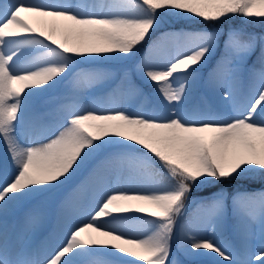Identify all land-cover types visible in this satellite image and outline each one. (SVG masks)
<instances>
[{
	"label": "snow or ice",
	"instance_id": "snow-or-ice-1",
	"mask_svg": "<svg viewBox=\"0 0 264 264\" xmlns=\"http://www.w3.org/2000/svg\"><path fill=\"white\" fill-rule=\"evenodd\" d=\"M164 14L264 23V0H0V264H197L173 253L177 228L187 257L264 264V32H159ZM106 59L133 68L116 77L86 66ZM206 67L229 110L187 106ZM133 72L154 85L155 101ZM245 81L249 102L237 105ZM60 87L55 106L38 110ZM97 157L90 185L58 205L65 228L54 248L41 253L9 226ZM237 178L261 188L229 195L220 185ZM194 188L215 190L194 200ZM45 220L39 208L24 217L32 231ZM229 223L240 249L218 236Z\"/></svg>",
	"mask_w": 264,
	"mask_h": 264
},
{
	"label": "rangeland",
	"instance_id": "rangeland-1",
	"mask_svg": "<svg viewBox=\"0 0 264 264\" xmlns=\"http://www.w3.org/2000/svg\"><path fill=\"white\" fill-rule=\"evenodd\" d=\"M213 27L220 29L225 34L228 32L229 29H232V28L244 29L245 31H248V32H256V33L264 32L263 23H261L259 20H246L242 16L236 17V20H233L232 18L229 17L225 19L224 26L219 25V26H213ZM261 27H263V29H261ZM194 28H200V27H194ZM182 29L184 28L183 27L181 28L170 27L168 29V28H165V24L162 23L160 26L159 32L180 31ZM221 39L223 40V37ZM112 60L114 61L99 60V61L94 62L91 65H86V66L107 69L111 71L112 73H114L116 77H119L126 70L131 71L133 68V61L131 60H126V59H112ZM208 70H209L208 67H206L203 70L202 78L192 88L190 97L187 101V106L189 108H201V109L213 110V105L209 103L210 101L207 100L208 103L203 101V97L205 96V94H211L213 97H216V95L218 94V92H216L215 90H213L206 84ZM133 79L144 90V92L147 95H149L153 99V101H155L154 85L141 80L140 77L134 72H133ZM242 88H243V91L245 92V95L243 97H240V99L242 100L244 99V102L246 104L249 102V96H250L246 81L244 84H242ZM63 92H64V88L60 87L58 89H55L47 93L44 99L41 101L40 105L38 106V110L45 111V110H49L53 108L55 104L58 102L57 98L61 97L63 95ZM95 98H96L97 103L100 104L101 106L108 105L107 97H105L100 91L96 93ZM0 151L6 154L2 142H0ZM99 159L100 157H97L87 162L79 170H77V172L71 177V179L64 185L49 192L45 196H42L36 200L31 201L30 203L24 205L22 208L17 209L13 214L18 213V215L13 221H11L9 226L10 227L15 226L18 232L22 231L25 241L28 243L31 242V246L34 248L40 249L41 253L54 248L57 241H59L55 237V234L57 233L56 229L58 228V233H60L61 228H65V223L59 218V213H58V205L60 201L63 200L66 196H68L72 192V189L75 188L77 185L82 184V183L85 184L86 186L90 185L89 184L90 178H91L90 173L93 167L98 163ZM0 161H2V156H0ZM246 183L249 184L248 182ZM249 185L252 188L255 187L253 184L252 185L249 184ZM255 188L260 189L261 186H257ZM206 189L207 188H201V189L194 188L192 192V198L195 200V199H199L201 197L210 195L212 191H210L209 193H203V191H206ZM214 190L215 189H213V191ZM244 190H250V189L247 187H242V189H240V191H244ZM87 198H88V192L85 191L81 195V200L85 201L87 200ZM34 208H39L46 214V220H45L46 222H44V224L38 229H36L35 231H32V230H29L28 227L25 225L24 217L26 213L33 210ZM194 209H195V205L193 204L188 210L189 217L192 215ZM181 223H184V221H181ZM179 235H180V230L179 228H177V234L173 238V253L175 255H178L180 259L192 260L194 262H197V264H211V262L215 259V257L211 255L200 256V257H187L182 252L178 253L176 245L178 243ZM218 236L222 240L227 241L234 248H237V249L241 248V241L234 234L232 227H231V223H229V225L222 232L218 233ZM248 243L252 249H255L261 243L259 230L257 228L254 227L252 229V233H251V236L249 237Z\"/></svg>",
	"mask_w": 264,
	"mask_h": 264
},
{
	"label": "trees",
	"instance_id": "trees-1",
	"mask_svg": "<svg viewBox=\"0 0 264 264\" xmlns=\"http://www.w3.org/2000/svg\"><path fill=\"white\" fill-rule=\"evenodd\" d=\"M236 17H239V16L238 15L231 16L230 18H232L233 20H236ZM163 23L165 24V28H170V27L181 28V27H183L184 29L187 30V29H195L194 27L202 28L203 26L204 27H213V26H219V25L224 26L225 19L221 20L216 25H206L199 18H196V17L191 16V15L164 14L163 15ZM263 26H264V23H263ZM261 29H263V27H261ZM157 34H159V33H156L154 35H157ZM146 47H147V45L144 46V48H146ZM106 60L114 61L112 59H106ZM246 182H248L251 185L252 184L258 185V186L261 185L259 180L252 181V180H247V179H243V178H237V179H234L232 181H225L220 186L228 189L230 195L232 193H234L236 190L242 189V187H247V188H250L251 190L256 189L254 187L251 188L250 185L247 184ZM212 190H213L212 188H207L206 191H204V192L208 193Z\"/></svg>",
	"mask_w": 264,
	"mask_h": 264
},
{
	"label": "bare ground",
	"instance_id": "bare-ground-1",
	"mask_svg": "<svg viewBox=\"0 0 264 264\" xmlns=\"http://www.w3.org/2000/svg\"><path fill=\"white\" fill-rule=\"evenodd\" d=\"M244 95H245V92L243 91L242 85H240L235 104H237V105L245 104L244 99L243 100L240 99V97H243ZM207 100L210 101L209 103L213 105L214 111L215 110L227 111L233 105L232 101H224L219 93L216 95V97H213L211 94H205V96L203 97V101L208 103ZM5 155L6 154H4L2 151H0V156H2V160L4 159ZM90 182H91V178H90ZM90 182H89V184H90ZM17 215H18V213L12 214L9 216V218H8L9 225H10L11 221H13L17 217ZM48 222H49V220H48ZM56 232L57 233L55 234V237L57 238V240H59L63 236L64 228H61L60 233H58V228H57ZM29 244L31 245V242H29Z\"/></svg>",
	"mask_w": 264,
	"mask_h": 264
}]
</instances>
